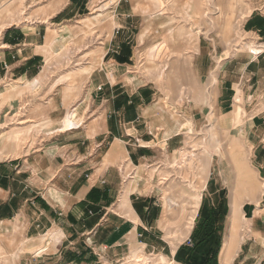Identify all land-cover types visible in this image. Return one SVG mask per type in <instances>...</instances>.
Listing matches in <instances>:
<instances>
[{"label": "crops", "instance_id": "1", "mask_svg": "<svg viewBox=\"0 0 264 264\" xmlns=\"http://www.w3.org/2000/svg\"><path fill=\"white\" fill-rule=\"evenodd\" d=\"M46 1L42 10L52 13L51 24L61 26L88 9L89 3ZM136 1L117 0L110 11L114 24L106 50L84 74L80 87L75 107L81 119L78 126L59 129L67 106L56 92L41 104L46 108L44 119L51 123L49 131L20 149L0 146V255L5 253L3 232L15 226L26 241L33 242L11 264H125L129 258L138 263L153 255H161L155 264H185L182 253L175 256L180 246L192 245L184 240L192 234L201 205L210 209L220 200L214 204L202 199L189 236L172 248L159 232L163 206L152 185L154 176L148 175L182 147L186 122L194 124L213 112L226 116L225 123L234 126L243 142L241 167L257 186L253 194L246 193L245 186L236 187L242 193V220L228 264H264V0H251L254 6L241 23V31L252 40L248 52L236 49L224 55L225 45L202 38L196 51L172 56L168 74L179 76L176 86L144 81L137 75L136 51L149 44L141 32L149 21L153 24L166 13L140 12L143 9L134 6ZM33 24L3 30L0 79L20 86L41 78L44 56L37 49L46 43L47 27L44 21ZM162 48L158 61L164 55ZM182 75L186 79H180ZM180 89L186 97L179 103L174 96ZM195 96L201 103L194 102ZM34 97L33 93L25 96L29 102ZM236 103L240 113L234 123ZM12 107L9 111L29 112L31 104L24 108L18 100ZM225 199L217 264H221L231 212V198ZM40 235L53 240L51 248L48 243L38 248L35 239Z\"/></svg>", "mask_w": 264, "mask_h": 264}, {"label": "rangeland", "instance_id": "2", "mask_svg": "<svg viewBox=\"0 0 264 264\" xmlns=\"http://www.w3.org/2000/svg\"><path fill=\"white\" fill-rule=\"evenodd\" d=\"M116 2L117 0H89L88 9L80 10L79 15L63 22L67 26H61L51 24L48 16L52 13L42 10L41 6L47 3L46 0H0V36L8 27L27 28L34 25V21H44L47 27L46 43L37 49L44 56L40 67L41 78H37L32 84L25 82L20 86L11 80L0 79V146L20 149L34 141L36 135L49 131L48 124L51 123L44 119L46 108H41V104L56 92L67 106L59 129L63 131L78 126L81 119L77 116L75 107L80 87L84 83V74L101 61L106 50L105 44L114 24L110 11ZM252 5L254 6L251 0H137L134 6L142 8L140 12L159 10L166 13L155 18L153 24L149 21L146 30L141 32L143 38L149 39V44L136 51L137 75L144 81L159 80L167 86H176L178 80L175 78L179 76L171 78L168 74L174 59L172 56L191 54L196 51L198 41L202 38L210 39L215 45H225L224 55L236 49L248 52L247 48L251 46L252 40L241 31V23ZM160 46H164V55L158 61L159 51L163 50ZM180 79L186 78L182 75ZM24 93H33L36 97L29 102ZM174 97L176 102L185 101V90L180 89L179 94ZM18 100L24 108L26 103L31 104L30 111H9V106L15 108ZM193 100L201 103L200 96H195ZM236 104L231 120L234 123L240 112V107ZM225 118L226 116L218 117L210 112L194 124L186 122V140L182 147L164 159L156 172L150 171L148 175L149 178L154 176L152 185L157 188V195L163 206L159 222L162 231L159 232L170 241L172 248L189 236L202 199L206 203L216 204L221 197L219 192L224 190L225 198L227 196L232 200L234 194H237L241 203L242 193L239 194L236 187L245 186L248 190L246 193L252 194L257 189L248 172H244L241 167L243 142L236 135L234 126L225 123ZM236 131L239 133V128ZM261 185L262 181H258V186ZM250 186H253V190ZM197 192L201 196L196 211L190 202ZM169 200H173L176 206L170 208ZM182 207L184 210H181ZM194 212L195 218L189 229ZM4 229L6 228L2 227ZM3 234L1 245L5 253L0 255V264H11L18 252L29 251L28 245L33 241H26L21 229L12 226ZM35 240L38 248L47 246V243L51 248L53 244L48 235H40ZM36 249L34 252H41ZM160 256H147L138 263L155 264ZM127 260L125 264H138L130 258Z\"/></svg>", "mask_w": 264, "mask_h": 264}, {"label": "trees", "instance_id": "3", "mask_svg": "<svg viewBox=\"0 0 264 264\" xmlns=\"http://www.w3.org/2000/svg\"><path fill=\"white\" fill-rule=\"evenodd\" d=\"M221 195L219 204L216 207L207 209L201 205L196 219L195 227L190 236L191 246H180L176 256L183 254L185 264H217V252L219 248L221 222L226 214L225 191L219 192ZM192 241H195L192 243Z\"/></svg>", "mask_w": 264, "mask_h": 264}, {"label": "bare ground", "instance_id": "4", "mask_svg": "<svg viewBox=\"0 0 264 264\" xmlns=\"http://www.w3.org/2000/svg\"><path fill=\"white\" fill-rule=\"evenodd\" d=\"M253 50H255L253 48ZM236 107L238 108L237 104H236ZM240 113V112H238ZM18 136V134H17ZM18 138V137H17ZM239 171V170H238ZM237 171V172H238ZM242 171V170H240ZM239 171V172H240ZM206 178V177H205ZM204 183V182H203ZM250 184V183H249ZM205 187V183L202 185V188ZM251 187V186H250ZM256 187V185L254 186ZM252 190H253V186L251 187ZM255 189V188H254ZM200 196H201V193L200 192H197L194 194V196H192L191 198V202H190V205H192L196 211L199 207V202H200ZM236 196V197H235ZM231 212H230V215L228 217V231H227V235H226V238L224 240V243H223V246H222V255H221V259H220V263L221 264H228L230 259H231V256H232V253L234 252L235 248H236V242H234V239L236 238L237 236V233H238V230H239V227H240V223H241V213H240V201H239V198H238V195L237 194H234L231 202ZM169 207L172 208V207H175L176 206V203L173 201V200H169V203H168ZM180 207V206H179ZM174 210V209H173ZM172 210V211H173ZM181 210H184L183 207L181 208ZM179 212H177L178 214ZM195 213L193 214L192 216V220L190 222V227H188L189 229L192 228V221L194 220L195 218ZM173 219V218H172ZM170 220V219H169ZM186 223V222H185ZM188 225V224H187ZM166 226V225H164ZM186 228V227H185ZM188 229V230H189ZM187 230V231H188ZM185 234V233H184ZM183 234V235H184ZM181 235V234H180ZM182 235V236H183Z\"/></svg>", "mask_w": 264, "mask_h": 264}, {"label": "built area", "instance_id": "5", "mask_svg": "<svg viewBox=\"0 0 264 264\" xmlns=\"http://www.w3.org/2000/svg\"><path fill=\"white\" fill-rule=\"evenodd\" d=\"M185 242H186L187 244H190V243H191L190 238H187Z\"/></svg>", "mask_w": 264, "mask_h": 264}]
</instances>
